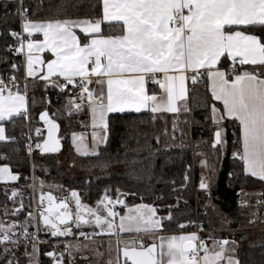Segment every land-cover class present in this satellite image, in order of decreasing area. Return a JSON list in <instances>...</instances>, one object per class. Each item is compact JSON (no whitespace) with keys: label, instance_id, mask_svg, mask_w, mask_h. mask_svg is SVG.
Wrapping results in <instances>:
<instances>
[{"label":"snow or ice","instance_id":"6c2138e0","mask_svg":"<svg viewBox=\"0 0 264 264\" xmlns=\"http://www.w3.org/2000/svg\"><path fill=\"white\" fill-rule=\"evenodd\" d=\"M22 4L23 0L17 8L22 32L11 31L9 34L13 38L27 34L28 39H20L18 46L13 48L10 45L9 48L25 55V79L37 77L39 68L36 66L44 65L46 71L40 79L46 82V87L51 84L63 91L68 85H73L80 89L77 94L80 102H76L75 95L70 96L65 108L71 115L86 106L93 131L91 152L84 143V134H71L77 153L99 154L100 146L107 144L110 113L124 112L125 109L140 112L141 109L150 108L155 119L157 113L179 114L181 109L188 112L186 81L190 79L196 84L206 75L212 98L211 120L215 126L211 149L217 156L223 153L227 140L225 130L220 125L226 119L235 121L239 130V148L231 155L242 163L246 175L264 181V72L238 70L235 67L237 64L241 68L245 65L264 67V0H101L102 15L98 17L45 20L29 19L27 9L22 8ZM105 23L110 29L113 23L117 27L105 34L102 30ZM74 29L84 34L83 42ZM34 33L42 34L43 39H32ZM45 50L54 57L46 63L38 55ZM224 61H231L227 69L220 67ZM17 67L15 63L11 65L14 70ZM53 76L62 77L63 82L52 81L50 78ZM91 77H96V84H106V91L101 87L97 94L94 88H90L89 85L93 83ZM76 78H79V83H76ZM149 79L159 86L160 95L155 92L148 94L145 85ZM27 88L28 84L25 83L24 91H21L14 75L9 77L8 83L0 78V142L15 140L6 136L4 121L18 114L27 118ZM217 102L222 108L216 106ZM39 119L46 126L47 136L43 143L37 142L35 148L41 153L57 152L60 148V141L55 135L59 127L57 122L49 118L47 109L40 112ZM177 130L178 124L174 120L172 131L175 133ZM35 132L39 136L41 129L36 128ZM155 139L159 144L160 137L156 136ZM27 151L31 155L32 144L27 146ZM144 151L148 152L147 157L141 155ZM158 151L152 149L145 139L143 146L131 150V157L126 150L123 159L117 162L136 171L138 165L150 160ZM200 164L209 167L206 159H201ZM17 178V174L9 170L8 164L0 165V180L16 181ZM33 179L38 180L37 177ZM40 184L42 186L43 181ZM199 187L205 191L209 188L203 176ZM17 194L18 189L13 188L12 197ZM121 195L117 189L116 200L101 197L96 202L98 206L103 205L105 214L101 215L97 208L82 204L74 189L70 192V197L75 201L74 214L65 199L57 202L58 198L51 192L42 193L38 223L31 211L23 222L0 221V245H12L11 248L4 247L3 252H12L23 241L28 264H38L36 256L38 244L41 243L38 232L48 231L52 237L65 236L72 234V225L76 228L85 224L94 225L100 229L99 233H77L79 237L91 240L92 236L98 234L117 235V227L119 233H156L163 231L164 220L172 219L171 212L166 217L157 216V210L152 205L129 207L119 198ZM109 204L124 205L125 213L119 215ZM21 208L22 204L13 209V214ZM84 212L89 215L86 216ZM4 215H8L7 208ZM117 216L118 226L115 223ZM29 227L34 231L29 232ZM179 227L184 228L185 225L180 224ZM150 240L152 242L147 245L142 239L118 240L117 244L122 247L118 249L115 264H221L225 253L232 251L226 249L225 246L230 243L226 239L213 240V245H218L219 250L210 249L197 232L150 236ZM29 242L31 252L27 250ZM69 247L78 249L80 245L66 244L65 251ZM46 255L52 258L53 264H63L62 253L49 251ZM58 256L61 259H57ZM5 264H19V258L9 256ZM106 264L114 262L109 259ZM226 264L239 262L228 256Z\"/></svg>","mask_w":264,"mask_h":264},{"label":"trees","instance_id":"16d2710c","mask_svg":"<svg viewBox=\"0 0 264 264\" xmlns=\"http://www.w3.org/2000/svg\"><path fill=\"white\" fill-rule=\"evenodd\" d=\"M20 6L21 0H0V77L14 75L21 91H24L20 83L23 77L21 56L12 53V49L9 48L15 42V38L9 33L19 32L21 28V20L17 14V8ZM101 7V0H23L22 4V8L27 9L28 18L34 20L95 18L101 15ZM116 27L115 24L111 25V29ZM111 29L108 24L102 25L105 34H109ZM79 36L83 42L84 37L81 34ZM13 63L18 66L15 70L11 68ZM227 65V61H224L220 67ZM188 83V112L157 113L155 119L154 114L148 111L110 114L107 144L100 146L99 154L73 155L69 136L73 131L83 129L87 118L84 108L80 112H72L71 115L65 114L68 98L71 93L77 94V88L68 85L61 91L50 84L46 87L44 81L28 82L26 96L29 116L38 123L36 114L46 108L51 117L62 121V127L59 129L62 150L68 160L75 165L77 175L64 178L53 159L54 155L51 154L41 155L37 150L31 158L32 161L29 160L25 146L26 118L23 114L4 121L6 136L14 137L15 140L0 142V156L4 157L0 158V165L8 164L10 171L17 174L18 178L16 181L0 180V218L6 221L9 219V216L4 215V210L14 204L8 197L12 187H20L24 191V208L16 218H21L26 211L32 209L29 186L34 177L44 182L51 181L63 185L69 190L76 189L81 203L88 206L95 204L103 194L110 198L116 197L119 189L120 192L128 193L125 201L127 204L138 202L152 204L159 215H168L171 212L172 219L162 222L161 232L164 234L199 229L203 238L212 230L207 217L209 210H213L220 215L219 220L222 222L219 229L221 231L214 234L220 237L229 235L236 240L235 256L239 264H264V242L245 245L242 243L244 227L260 214L257 212L259 210L257 206L264 208V181L246 175L242 163L231 155L232 151L239 147V130L235 121L226 119L222 123L227 144L219 156L213 152L210 145L215 126L211 121L212 98L207 88L206 75L196 84L191 80ZM53 113L55 115H52ZM174 120L178 124L175 133L172 131ZM156 136L160 137L159 144ZM41 139L42 137L39 140ZM145 139L152 149L159 150L158 154L153 155L150 160H144L137 166L136 171L130 170L124 163L117 162L123 159L126 150L131 157L133 155L131 150L143 146ZM141 155L147 157L148 152L144 151ZM199 158L206 159L209 165L206 174L211 183H208L207 191L199 187L200 171L197 164ZM256 190L262 193L255 198L246 192ZM243 192L246 193L243 195ZM257 198L259 203L254 205V199ZM185 222L189 223L188 226L180 228L179 225ZM201 224L202 228L199 227ZM79 230L80 228H75L72 237ZM83 230L91 233L95 228L85 227ZM38 236L42 240L53 238L48 231L38 232ZM4 247H6L4 244L0 245V264H5L9 256L19 258V264H28L23 241L18 248H13L8 254L3 252ZM27 250L32 251L30 243ZM52 250L51 244L38 246L39 264H52V258L46 255ZM61 253L63 264L88 262L77 253H73L72 257L68 256L65 248L61 249Z\"/></svg>","mask_w":264,"mask_h":264},{"label":"rangeland","instance_id":"374dc122","mask_svg":"<svg viewBox=\"0 0 264 264\" xmlns=\"http://www.w3.org/2000/svg\"><path fill=\"white\" fill-rule=\"evenodd\" d=\"M77 91H80V90L77 89ZM73 95L76 96V102L80 101L78 99L79 97H78V95L76 93H71V96H73ZM44 109H46V108H44ZM67 113L68 112L66 111L65 114H67ZM59 122H60V127H62V125H61V122L62 121L59 120ZM90 127L92 129L91 131H93V128H92L91 124H90ZM84 143L87 146L88 151L91 152V145H92L91 136H90V139H88V140L84 136ZM74 152H75V155H82V154L77 153L76 150ZM34 154H36V152ZM53 159H55V161H56V163L58 165V168H59V170H61L64 178L65 177L72 178V177H75L77 175L76 172H75V168H74L75 165L73 164V162H71L70 160H68V158H67V156H66V154L64 153L63 150L60 151L59 154L54 155L53 156ZM201 159L202 158H199L198 163H197L198 166H199V171H200V178H199V180L201 182V177L203 176L205 178V180H206L207 183H211V181L208 179V176L206 174V168L200 164V160ZM1 181L2 182H5V181H11V180L4 179V180H1ZM40 181H43V180H41L40 178H38V180H35L34 181V179H32V182H31V184L29 186L30 189H31L30 196H31L32 204H33L34 201L36 203H38L40 201L41 194L48 190L49 192H51L52 194H54L55 197L58 198L57 199L58 201H59V199H65L66 202L69 204L70 210L73 212V214L75 213V201H74V199H72L70 197L71 190H69L68 188H66L63 185H60V184H57V183H54V182H51V181H47V182H44L43 181V185L41 186ZM77 193H78V191H77ZM120 193L123 194L120 197L124 201H127L126 199H127L128 193H125V192H120ZM244 193H246V192H243V195H244ZM104 196L109 197L107 194H103V196H101V197H104ZM257 196L258 195H254L253 197L255 198ZM101 197H100V199H101ZM117 198L118 197L116 195V197L111 198V199L112 200H116ZM243 201L244 200L242 199V204L244 203ZM258 201H259L258 198L257 199H254V205ZM133 205H138V204H134L133 203ZM12 206H10V207L7 208V210H8V215L7 216H9V219H7V221H6V220H4V218H0V221H3L5 223H10L12 221H20V222H23L24 219H25V217H26V212H29L30 210L29 211H26L25 214L21 218H16L18 215L12 213L13 212ZM89 206H91L92 208H97L99 214H101V215H104L105 214L104 213V210H103V205H99L98 206L97 203H95V204H90ZM120 207H122L121 204H116V205H112L111 208H113L114 211L118 212V210L120 209ZM257 207L260 210L261 207L260 206H257ZM257 207H256V209H257ZM261 209H264V208H261ZM259 210H257V212ZM84 214L86 216L89 215L87 212H84ZM156 215L158 216L159 214L156 212ZM166 216H168V215H161L160 214L159 217H166ZM207 218H208L207 219V222L209 223V225L212 228V230L215 231V230H218V228H221L222 222L219 220L220 215H218V213H215V212H213V210L210 209ZM221 218H222V216H221ZM69 223H71V222H69ZM225 223L228 224V222H224V224ZM182 224H184L185 227H187L189 223H186L185 222V223H182ZM86 226L94 227V225H87V224L81 225L79 227L80 228L79 232H85L83 229ZM30 228L31 227H29L28 229H30ZM222 229H224V228H222ZM181 231L185 232V230H181ZM181 231H175L173 234L176 233L178 235ZM218 231H221V230H218ZM158 232L161 233V231H158ZM158 232H156V233H158ZM156 233H146V232L137 233L135 231H130L128 233L124 232L122 234L123 237H122V240L121 241H123V240H136V239H141V237H143L147 241H151L150 240V237H149L150 236L149 234L156 235ZM137 234H138V236H137ZM139 235H142V236L140 237ZM163 235L166 236V235H170V234H163ZM92 237H94V236H92ZM99 240H105V241L101 242ZM113 241H115V240H111L110 238H105V239L96 238V240H78L77 242L70 241L68 243V245H75V244L78 243L80 245V247L78 249L69 247V249L67 251L68 252V256L72 257V256H74L73 253H77L82 258L88 260L87 264H106V262L109 259H111L114 262V264H115V261L117 260L118 254H116V247H115V244H114ZM147 241H145V242H147ZM156 243L159 244V241L157 240ZM4 245L6 247L12 246L11 244H4ZM83 245H87V247L85 248V247H83ZM69 253H71V255H69ZM57 259H61V257L58 256ZM62 261H63V256H62ZM52 264H53V260H52Z\"/></svg>","mask_w":264,"mask_h":264},{"label":"crops","instance_id":"0c3cea01","mask_svg":"<svg viewBox=\"0 0 264 264\" xmlns=\"http://www.w3.org/2000/svg\"><path fill=\"white\" fill-rule=\"evenodd\" d=\"M101 11H102V7H101ZM101 15H102V13H101ZM105 24H107V23H105ZM114 24V23H113ZM74 31L77 33V35H78V37H80L79 35L81 34V36H83L84 37V34L83 33H81L80 32V30L79 29H74ZM21 32H22V27H21ZM24 35V39H28V37H27V34H23ZM32 39H36V40H41V39H43V36H42V34H36V33H34L33 34V36H32ZM81 39V38H80ZM81 42H82V39H81ZM38 55L41 57V59L43 60V61H45V63L47 62V60H49V59H53L54 57L52 56V53L51 52H49V51H47V50H45V51H43V52H41V53H38ZM21 62H22V76H24L25 77V63H26V57H25V55H22L21 54ZM227 64L228 65H230L231 64V61H227ZM228 65L226 66V67H223V68H225V69H227L228 68ZM238 66H240L239 64H237ZM236 65V66H237ZM36 67H38L39 68V71L37 72V77H35V78H32V77H28L27 78V80H28V82H33V81H43L42 79H40V77L44 74V72L46 71V69H45V67H44V65H37ZM241 67V66H240ZM222 68V67H221ZM243 68V70H247V71H252V72H257V71H259V72H264V67H261V66H252V65H245V66H243L242 67ZM52 81H56V82H63V78L62 77H58V76H53V77H51L50 78ZM76 79H79V78H76ZM91 79H92V81H93V83L91 84V85H89V87L90 88H94L95 89V91H96V93L97 94H99V92H100V90H101V87H103L104 89H105V91H106V84H104V85H100V84H96L95 83V80H96V77H91ZM190 80V79H189ZM189 80H187L186 81V88L187 89H189ZM206 81H207V77H206ZM45 82V81H44ZM46 83V82H45ZM51 85V84H50ZM145 87H146V90H147V92H148V94H152V93H157L158 95H160L161 94V92H160V89H159V86L158 85H156V84H154L152 81H151V79H149L147 82H146V85H145ZM56 89H59V88H57V87H55ZM24 90V89H23ZM79 93V91H77V94ZM188 93V92H187ZM209 93H210V91H209ZM210 95H211V93H210ZM79 97V96H78ZM79 100H80V98H78ZM80 101H78L77 103H79ZM85 105H86V101H85ZM26 106H27V109H28V104H27V96H26ZM187 106H188V97H187ZM216 106L218 107V108H222V105L219 103V102H217V104H216ZM84 110H85V115H86V124H85V127L83 128V129H81V130H78V131H73V132H76V133H82V134H84V136L86 137V139L88 140V139H90V136H91V127H90V124H91V117H90V114H89V112H88V109H87V107L85 106L84 107ZM144 111H148V112H150V113H152L151 112V110H150V108H146V109H141V111L140 112H136L135 110H133V109H125V111L124 112H115V113H128V112H134V113H141V112H144ZM180 112H183V109H181V111ZM165 113H167V112H165ZM110 114H114V113H110ZM109 114V115H110ZM16 116V115H15ZM212 121V120H211ZM222 128H224L223 126H222V124L220 125ZM225 130V129H224ZM72 134V133H71ZM71 134H70V136H69V140H70V144H72V139H71ZM225 134V133H224ZM72 147H73V155L75 154V148H74V146H73V144H72ZM239 148V147H238ZM237 148V149H238ZM248 175H250V174H248ZM251 176V175H250ZM252 177V176H251ZM253 178H255V177H253ZM247 192V194H249V195H260L261 193H262V191H260V190H256V191H246ZM120 199H122L121 197H120ZM259 199V198H258ZM244 202V201H243ZM83 204V203H82ZM126 204V203H125ZM134 204H146V205H151V204H149V203H142V202H138V203H134ZM87 205V204H86ZM129 207L130 206H132V205H130V204H127ZM122 207L118 210V212L117 213H119V215H123L124 213H125V207H124V205H121ZM153 206V205H152ZM154 207V206H153ZM258 213H260L259 215H258ZM257 213V215L258 216H256L254 219H252V222L249 224V225H247L246 227H244V240L242 241V243L245 245V243H249V244H253V243H257V244H259V243H261V242H264V209H260L259 210V212ZM158 216H160V215H158ZM115 223L117 224V226L119 225V216H117L116 218H115ZM86 227H90V226H86ZM219 229H221V228H218V230ZM218 230H210L209 232V234L207 233V234H205L204 235V237L202 238L201 236H200V233H199V229H196V230H188V231H185L184 233H188V232H197V234H198V236L201 238V239H205V243L208 245V247L210 248V249H215V250H219V246L218 245H216V246H214L213 245V240H224V239H226V240H228L230 243L228 244V245H226L225 247H226V249H232V251H230V252H226L225 253V258L221 261V264H226V259H227V257L228 256H231L232 258H234L236 261H238L237 260V258H236V256H235V251H236V247H237V242H236V240L233 238V237H231V236H229V235H227V236H222V237H220L219 235H215L214 233H216ZM129 231H126V233H128ZM181 232H183V231H181ZM180 232V233H181ZM117 235H115V238H110L111 240H115V241H113L114 242V244H115V247H116V254H118L119 255V253H118V249H119V246L120 245H118L117 244V241L118 240H122V237H123V233H119V228L117 227ZM179 233V234H180ZM164 233H160V232H158V233H156V235H154V234H149L150 236H159V235H163ZM173 233H171L170 235H172ZM176 234V233H175ZM137 236H138V234H137ZM140 237L142 236V235H139ZM147 236V235H146ZM149 236V237H150ZM210 237V238H209ZM141 239L144 241V243H145V245H147L148 243H150V242H152V241H147V240H145L143 237H141ZM91 240H96V238H94V239H91ZM123 241H132V240H123ZM145 241H147V242H145ZM231 241H235L236 243L235 244H232L231 243ZM157 245H159L158 243H157ZM158 250V249H157ZM201 255L203 254L202 252L200 253ZM117 258H118V256H117Z\"/></svg>","mask_w":264,"mask_h":264},{"label":"built area","instance_id":"2783aa9c","mask_svg":"<svg viewBox=\"0 0 264 264\" xmlns=\"http://www.w3.org/2000/svg\"><path fill=\"white\" fill-rule=\"evenodd\" d=\"M19 32H21V28H20V31ZM20 39H24V35L22 36V37H20V38H15V42L13 43V45H11V46H13V48L15 47V46H18L19 45V40ZM12 49V48H11ZM12 53H15V54H18V55H20L21 56V54H19V53H16V52H14L13 50H12ZM238 70H243V68H241L240 66H235ZM12 75L11 74H9L6 78H3V77H0V78H2L3 80H4V82L5 83H8V81H9V77H11ZM20 83L23 85V89H24V84L25 83H28V80L27 79H25V77L23 76L22 77V79L20 80ZM76 83H79V79H76ZM78 90H80L79 88H77ZM24 116V115H23ZM24 118H25V116H24ZM36 128H39V129H41V132H40V134H39V136H37V133L35 132V129ZM26 142H25V146H26V150H27V146L29 145V144H32V146H33V151H32V153H31V155H29V153H28V151H27V153H28V158H29V160L30 161H32L31 160V158H32V156L34 155V153H35V151L36 150H38L37 148H35V144L37 143V142H40V138L42 137L43 138V135H44V131L42 130V127H41V125H40V123L38 122V123H36L35 121H34V119L33 118H31V116H29V112H28V109H27V118H26ZM13 188H15V189H18V194L15 196V197H12V189ZM49 191L47 190V191H45L44 193H48ZM52 194V193H51ZM53 196H54V194H52ZM8 197H9V200L10 201H12V202H14V205L12 206V208L13 209H15V208H17L20 204H22L23 205V208H24V202H23V198H24V191H23V189L22 188H18V187H12L10 190H9V192H8ZM10 197H12L11 199H10ZM57 202H59L58 200H57ZM39 203H40V201L38 202V203H36L35 201L33 202V204H32V209L30 210L31 212H34V214L36 215V221H37V223L39 222L38 221V215H37V211L38 210H40V208H39ZM45 206H47V202L45 201ZM109 206V205H108ZM110 207V206H109ZM23 208H21L18 212H16L15 214H19L20 213V211H22L23 210ZM29 211V212H30ZM13 213V212H12ZM27 213L28 212H26V215H27ZM28 231L29 232H32V231H34V229L31 227L30 229H28ZM78 233V232H77ZM93 233V232H92ZM38 238H39V236H38ZM93 238H95V237H92L91 239H93ZM78 240H85L83 237H79L77 234L74 236V237H68V238H63V239H58V238H55V237H53V238H51V239H49V240H42V239H40L39 238V241H41V243H39L38 244V246L39 245H41V244H48V245H52L53 246V250L52 251H54L55 253H60L61 252V249H64L65 248V245L66 244H68L70 241H75V242H77ZM144 242V241H143ZM30 243V242H29ZM58 248H60V249H58ZM36 259L38 260V257L36 256ZM38 264H39V262H38Z\"/></svg>","mask_w":264,"mask_h":264},{"label":"water","instance_id":"95a60500","mask_svg":"<svg viewBox=\"0 0 264 264\" xmlns=\"http://www.w3.org/2000/svg\"><path fill=\"white\" fill-rule=\"evenodd\" d=\"M45 110V109H44ZM43 111V110H42ZM48 111V110H47ZM41 112V111H40ZM40 112H38L37 114H36V118L38 119V121H39V123H40V125H41V127H42V130L44 131V135H43V138L40 140V142L39 143H43V139L47 136V129H46V126H45V124H44V122L43 121H41L40 119H39V114H40ZM49 113V112H48ZM49 118L50 119H54L53 117H51V115L49 114ZM56 122H57V124H58V129H57V132H56V137L59 139V141H60V148H59V150L57 151V152H50V153H41L40 151H39V149H38V152H39V154H41V155H46V154H51V155H56V154H59L60 153V151H62V149H63V144H62V141H61V139H60V136H59V133H60V122H59V120L57 121L56 119H54ZM39 211L40 210H38L37 211V215H38V213H39ZM38 221H39V216H38ZM76 227H75V225H72V234L71 235H65V236H57V237H55V238H58V239H63V238H70V237H72L73 236V232H74V229H75ZM99 233L100 232V229H97V228H95V230L93 231V233ZM94 237L95 238H101V239H105V238H115V235H107V234H102V235H100V234H98V235H94ZM120 247H122V245H120L119 246V248ZM119 253V252H118Z\"/></svg>","mask_w":264,"mask_h":264},{"label":"bare ground","instance_id":"6f19581e","mask_svg":"<svg viewBox=\"0 0 264 264\" xmlns=\"http://www.w3.org/2000/svg\"><path fill=\"white\" fill-rule=\"evenodd\" d=\"M110 207H112V204H109Z\"/></svg>","mask_w":264,"mask_h":264}]
</instances>
